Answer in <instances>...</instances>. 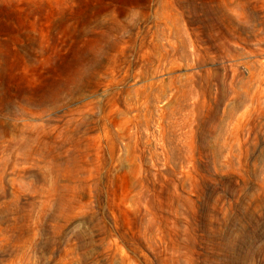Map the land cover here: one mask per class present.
I'll return each instance as SVG.
<instances>
[{
	"label": "rangeland",
	"instance_id": "rangeland-1",
	"mask_svg": "<svg viewBox=\"0 0 264 264\" xmlns=\"http://www.w3.org/2000/svg\"><path fill=\"white\" fill-rule=\"evenodd\" d=\"M0 264H264V0H0Z\"/></svg>",
	"mask_w": 264,
	"mask_h": 264
}]
</instances>
